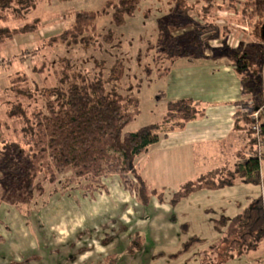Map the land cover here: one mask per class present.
I'll return each instance as SVG.
<instances>
[{
    "label": "rangeland",
    "instance_id": "1",
    "mask_svg": "<svg viewBox=\"0 0 264 264\" xmlns=\"http://www.w3.org/2000/svg\"><path fill=\"white\" fill-rule=\"evenodd\" d=\"M106 1L36 0L35 9L25 21L0 23V27L16 29L36 18L42 21L36 33L0 44V93L9 86L14 75H25L39 83L43 76L53 80L64 68L65 59L74 69L90 77L96 75L100 68L97 66L101 65L105 78L115 61L121 60L124 77L119 93L132 89L138 100L139 113L124 129L131 133L160 123L166 103L186 96V86L192 84L191 93L198 92L195 89L202 86L194 84L195 79L185 84L171 76L160 78L175 57H186L161 55L157 45L158 22L164 18L178 23L169 31L174 37L186 36L182 41L183 51L192 53L189 35L193 33L194 24L207 25L200 14L206 6L204 0H187L192 6L187 19L172 16L174 2L171 0H138L136 11L126 17L121 26H114L111 16L96 18L99 35L109 30L113 32L110 43L98 38L88 48L45 45L50 37L71 25L75 12H98ZM214 1L218 10H211L209 15L213 20L208 22L220 31L225 30L223 42L227 41L230 28L238 33L232 39L245 43L248 48L255 42L251 35L254 20L242 16L241 11L246 7L243 1H236L234 8L226 0ZM33 68L45 71L34 74ZM146 68L150 70L149 76ZM246 86L255 93L259 90L256 79ZM240 115L244 114L240 112ZM0 119L5 120L2 107ZM5 122L9 126L5 125L7 128L0 134V150L5 141L17 139L16 125ZM262 152L264 154V148ZM152 157L159 158L155 171L150 168L152 158L147 161L141 155L136 161L149 190H155L159 196L150 194L146 203L121 188L116 175L107 174L93 183L69 173L56 175L53 184L41 182L42 191L34 190L31 200L25 201L24 184L5 190L0 171V264H219L224 261L221 254L225 245L221 244L214 251L208 248L224 235L233 217L264 196V158L261 184L249 185L236 180L231 187L198 190L191 197L173 202L184 184L195 182L209 169L197 170L198 174L186 173L177 164L166 165L164 154ZM222 264H264V239L255 251Z\"/></svg>",
    "mask_w": 264,
    "mask_h": 264
},
{
    "label": "trees",
    "instance_id": "2",
    "mask_svg": "<svg viewBox=\"0 0 264 264\" xmlns=\"http://www.w3.org/2000/svg\"><path fill=\"white\" fill-rule=\"evenodd\" d=\"M171 1L174 2L172 16L175 19L189 18L192 6L187 0ZM204 1L206 6L201 9L200 14L207 25L194 24L193 33L189 35L192 53L183 51L182 41L186 36L174 37L169 31L170 27H177L179 24L171 19L159 20L157 45L161 55L172 57L173 54H183V57L190 59L201 58L209 48V40L215 36L223 37L225 30L220 31L212 22H208L213 20L209 15L211 10H218L215 1ZM236 1L238 0H226L233 8ZM241 1L246 6L241 11L242 16L254 20L251 35L256 42L263 43L260 31L264 25V0ZM35 3L36 0H0V23L9 20L25 21L35 9ZM137 4L138 0H108L98 12H75L71 25L60 34L50 37L45 45L52 47L61 44L65 48L81 45L88 48L98 38L110 43L114 37L113 32L109 30L104 35H99L95 28L96 18L111 16L112 24L121 26L126 17L134 14ZM41 25L42 21L36 18L16 29L0 27V44L14 40L17 36L34 34ZM205 35H209V38L204 39ZM232 59L237 75L242 77L244 72L250 74L242 78L241 82L254 111L263 104L264 97L260 89L255 93L246 85L254 79L258 82L257 75L259 66L264 62V51L250 46L245 51L233 52ZM62 63L64 68L56 79L43 76L39 83L36 80L30 81L25 75H14L9 86L0 93V107L4 108L5 120L16 125L17 137L15 141H5L0 150L2 187L10 190L24 184V199L27 201L31 200L34 190L42 191L41 182L53 184L56 175L69 173L78 179L97 183L105 175L112 174L118 178L121 188L146 203L150 194L156 196L157 192L149 190L136 161L158 142L160 134L180 131L188 122L202 116L199 102L189 98L169 101L160 123L142 127L136 132H124L139 111L138 100L132 89H128L125 94L119 93L120 82L124 77L122 61H115L106 78L101 65L97 66L100 68L96 75L90 77L74 69L69 60L65 59ZM42 68H33L32 72L40 75L45 71ZM145 71L149 76L150 70L146 68ZM138 88L139 85L136 90ZM5 120L0 119V134L2 129L7 128L5 125L9 126ZM240 121L248 140L247 151L240 159L243 162L211 170L198 177L195 182H187L175 194L173 202L184 200L198 190L212 191L231 187L236 180L249 185L261 184L264 123L261 124L260 134L262 146L258 151L257 139L248 130V118L237 113L235 129H238ZM263 239L264 196H261L250 207L233 217L226 225L224 235L208 249L214 251L221 244L225 245L221 257L227 262L255 251ZM204 252L207 253V250Z\"/></svg>",
    "mask_w": 264,
    "mask_h": 264
},
{
    "label": "crops",
    "instance_id": "3",
    "mask_svg": "<svg viewBox=\"0 0 264 264\" xmlns=\"http://www.w3.org/2000/svg\"><path fill=\"white\" fill-rule=\"evenodd\" d=\"M227 30H230L227 41L223 42V37L215 36L208 41L209 48L204 52L203 57L192 59L177 57L168 71L160 77L171 76L177 81H185V84L195 79L194 84H201L202 87L196 88L195 91L198 92H192L193 94L191 93L193 85L191 84L190 87L185 85L188 94L173 98L174 100L171 101L185 98L197 101L203 115L188 122L180 131L159 135L158 142L142 155L147 161L152 158L150 168L153 171L156 170V162L159 159L152 157L155 154L158 156L164 154L166 165L177 164L186 173L207 169L209 172L243 162L240 159L247 151L246 130L241 121L238 122V129H235V123L237 113L243 109L253 111L252 102L248 101L249 97L245 94L244 85L241 82L242 78L250 74L244 72L242 77L237 75L233 66L232 53L236 50L245 51L247 47L245 43L232 39L234 35H238L236 30L230 28ZM242 30L245 29L242 28ZM241 34L244 35V33ZM204 37L207 39L209 35ZM256 44L264 46V42L255 41L248 47L256 46L260 49V46ZM260 50L264 51L262 48ZM176 64H178L177 67H175ZM263 65L264 62L259 66L257 75L261 93L263 92L261 79ZM244 103L247 105L244 106ZM142 178L144 179V176Z\"/></svg>",
    "mask_w": 264,
    "mask_h": 264
},
{
    "label": "built area",
    "instance_id": "4",
    "mask_svg": "<svg viewBox=\"0 0 264 264\" xmlns=\"http://www.w3.org/2000/svg\"><path fill=\"white\" fill-rule=\"evenodd\" d=\"M261 79H262V86H263V97H264V65L262 68L261 73ZM241 113L244 114L249 120L248 130L253 134V136L257 139V150L259 151L262 146V142L260 141V134H261V124L264 120V102L263 104L255 109L252 112H249L248 110H242ZM261 159V158H259Z\"/></svg>",
    "mask_w": 264,
    "mask_h": 264
},
{
    "label": "water",
    "instance_id": "5",
    "mask_svg": "<svg viewBox=\"0 0 264 264\" xmlns=\"http://www.w3.org/2000/svg\"><path fill=\"white\" fill-rule=\"evenodd\" d=\"M261 39L264 42V25L261 27Z\"/></svg>",
    "mask_w": 264,
    "mask_h": 264
}]
</instances>
